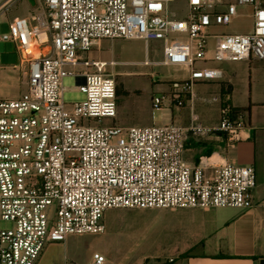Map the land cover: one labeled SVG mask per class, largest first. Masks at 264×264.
<instances>
[{
  "label": "built area",
  "instance_id": "built-area-1",
  "mask_svg": "<svg viewBox=\"0 0 264 264\" xmlns=\"http://www.w3.org/2000/svg\"><path fill=\"white\" fill-rule=\"evenodd\" d=\"M19 0H0V16ZM26 17H13L0 41L14 44L24 92L0 99V264H36L44 248L68 237L105 232L110 209L252 207V166L225 163L205 176V164L183 162V141L207 131L198 124L107 125L116 116L113 61L83 55L98 40L161 43L159 64L187 72L167 92L151 98L152 110L181 108L197 81L218 76L205 61H264V0H34ZM181 3L182 17L171 11ZM251 8L249 33H210ZM1 68V67H0ZM72 77L84 99L66 103L63 80ZM229 109L217 130L238 140ZM54 206L53 213L51 207ZM95 251L88 264H104Z\"/></svg>",
  "mask_w": 264,
  "mask_h": 264
},
{
  "label": "crops",
  "instance_id": "crops-1",
  "mask_svg": "<svg viewBox=\"0 0 264 264\" xmlns=\"http://www.w3.org/2000/svg\"><path fill=\"white\" fill-rule=\"evenodd\" d=\"M83 56L102 61L90 54ZM196 67L214 69L218 76L195 82L193 96L183 107L159 110L158 123L152 116L151 98L155 94L151 95L148 108L137 102L124 107L118 95L115 118L104 122L122 127L153 124L188 127L194 123L207 128L196 135H185L183 162L190 167L203 162L206 177L212 175L213 166L225 163L252 166L256 180L251 191L252 207L244 210H154L160 235L140 249L145 253H160L153 257L154 260H148L151 258L146 255L138 262L109 260V264H264V61H205ZM186 76L187 72L183 70L180 77H173L164 84L165 89L158 94L167 92L172 81ZM20 85L21 77L6 74L0 68V99L18 98L25 90L24 85L23 88ZM225 107L229 109L231 119L240 125L236 142H230L217 130ZM60 244L64 245V242ZM93 252L87 251L80 262L53 260L39 264H88Z\"/></svg>",
  "mask_w": 264,
  "mask_h": 264
},
{
  "label": "rangeland",
  "instance_id": "rangeland-1",
  "mask_svg": "<svg viewBox=\"0 0 264 264\" xmlns=\"http://www.w3.org/2000/svg\"><path fill=\"white\" fill-rule=\"evenodd\" d=\"M181 3H172L171 11L178 17L184 15ZM37 8L30 7L24 0H19L8 13L0 16V36L8 33V22L13 17H26L34 13ZM242 16L233 19L230 23L210 29V33H249L251 31V19L248 14L251 8L239 7ZM87 55L101 59L102 61H113V66L105 67V72L114 77L116 82L117 96L124 107H129L132 102H137L148 108L151 95L165 89L171 78L180 77L183 70L178 67H167L159 64L143 65L142 62H159L162 60L161 43L149 41L146 48L141 39H116L98 40L92 43ZM19 58L15 46L10 41H0V67L6 74H12L20 79V70H12L18 65ZM75 80L66 77L63 80V99L66 103L81 101L84 95L74 88ZM23 88V85H20ZM153 121L158 123L159 110L153 111ZM105 121V120H104ZM54 206L51 207L53 213ZM154 210L139 209H110L105 212L103 222L105 232L96 235H84L68 237L64 245L60 243L48 244L38 259L41 261L66 262L70 260L80 262L85 258L87 251H97L106 258L104 264L112 261H134L138 262L148 255V260H154V256L160 252H143L140 247L147 245L155 237L160 235L158 216ZM147 212V213H146ZM145 213V214H144ZM10 225L0 221V228ZM130 250V251H127Z\"/></svg>",
  "mask_w": 264,
  "mask_h": 264
},
{
  "label": "water",
  "instance_id": "water-1",
  "mask_svg": "<svg viewBox=\"0 0 264 264\" xmlns=\"http://www.w3.org/2000/svg\"><path fill=\"white\" fill-rule=\"evenodd\" d=\"M28 2L33 5L34 4V0H28Z\"/></svg>",
  "mask_w": 264,
  "mask_h": 264
},
{
  "label": "trees",
  "instance_id": "trees-1",
  "mask_svg": "<svg viewBox=\"0 0 264 264\" xmlns=\"http://www.w3.org/2000/svg\"><path fill=\"white\" fill-rule=\"evenodd\" d=\"M116 95H117V92H116Z\"/></svg>",
  "mask_w": 264,
  "mask_h": 264
}]
</instances>
